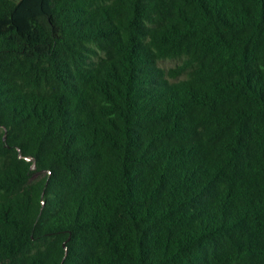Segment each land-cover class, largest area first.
Wrapping results in <instances>:
<instances>
[{
	"label": "trees",
	"instance_id": "obj_1",
	"mask_svg": "<svg viewBox=\"0 0 264 264\" xmlns=\"http://www.w3.org/2000/svg\"><path fill=\"white\" fill-rule=\"evenodd\" d=\"M0 264H264V0H0Z\"/></svg>",
	"mask_w": 264,
	"mask_h": 264
},
{
	"label": "rangeland",
	"instance_id": "obj_2",
	"mask_svg": "<svg viewBox=\"0 0 264 264\" xmlns=\"http://www.w3.org/2000/svg\"><path fill=\"white\" fill-rule=\"evenodd\" d=\"M175 65H176V63L174 61H165V62H163V67H165V68H170V67H173Z\"/></svg>",
	"mask_w": 264,
	"mask_h": 264
}]
</instances>
